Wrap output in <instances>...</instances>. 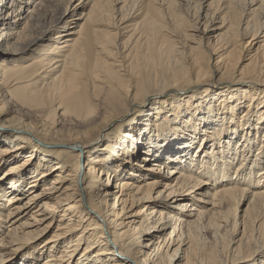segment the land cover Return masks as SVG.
Wrapping results in <instances>:
<instances>
[{
    "label": "bare ground",
    "instance_id": "1",
    "mask_svg": "<svg viewBox=\"0 0 264 264\" xmlns=\"http://www.w3.org/2000/svg\"><path fill=\"white\" fill-rule=\"evenodd\" d=\"M85 1L0 0V264H264V0ZM209 94L208 155L96 151Z\"/></svg>",
    "mask_w": 264,
    "mask_h": 264
},
{
    "label": "rangeland",
    "instance_id": "2",
    "mask_svg": "<svg viewBox=\"0 0 264 264\" xmlns=\"http://www.w3.org/2000/svg\"><path fill=\"white\" fill-rule=\"evenodd\" d=\"M194 1L195 0L193 1L191 0L189 1L190 4L189 3L186 5L184 4V6H187V8H184V7L183 8L185 11L189 12V16L191 14L190 13L191 11L189 10H191V6L194 3ZM214 1H217V0H214ZM86 2L87 1L85 0H73L72 2L73 6L79 3L77 11L75 12L76 16L74 18H77V14L80 15L81 13H85L88 10V7L86 6L80 9L83 5H85ZM221 2L222 0H219V3ZM62 8L63 7H60L61 11H62ZM50 11H53V10L51 9ZM72 26L74 25L72 24L71 27ZM67 33L68 31L65 33V35ZM248 40L249 38L243 41L246 42ZM258 40L262 44L263 39H258ZM42 44H43L42 46H45L47 43H42ZM258 45H256L255 48ZM213 57L214 58L212 59V61H210L212 65H214L215 63L214 61L215 56ZM208 66L211 67V65H208ZM211 71L212 72L210 73V75L206 76V78L200 79L198 81H194V85L196 89L206 87L205 84L210 83L211 81L214 82L218 79V75L216 76L217 72L215 68ZM239 89L241 88H236L232 91H237ZM239 93L240 91L237 92L238 95ZM166 94H172V91H168L166 92ZM160 95H163V93H161ZM192 97H193L192 103L194 104L186 101L185 99L181 100V98L178 97L177 99L175 98L171 101H166L163 104L151 107L148 110L140 114L134 115L129 120L123 122L125 123L124 126H122L114 135L110 136L108 140L100 143L96 147V151H98L100 147L101 148L110 147L111 149H114V151L116 152H123L126 150H129L130 152L132 150L133 154H135V157H138L141 155L140 157L141 159L142 156L146 157L147 154L146 153L143 154V152L146 150L147 147H152V145L154 144L162 143L161 146L163 147L162 149L164 152L160 151L159 153H160V156H163V157L165 154V150H168V151L174 150V151H178L179 153L189 154L190 152H196L197 150L202 149L204 150V153L208 155L216 142L215 140L212 141L211 139L206 137L208 129L212 126L211 121L214 122L215 126L221 125L220 127L221 132L227 133L226 127L230 125V121L235 120L236 122L240 114H237V115L233 114V110L230 108V105H232L233 103H231V104H228L225 107V109H222L219 106L218 109L220 110L219 111L220 114L217 115V118H214L211 114L217 113V107L219 104L217 101L218 98L216 94H209L208 96H205V97H201L200 95H193ZM245 102H248V101H245ZM255 106H258V102L256 100H255ZM259 107L261 106L259 105ZM245 113L246 115L243 118H241L243 121H245L244 119L247 120L248 118H251V122L253 123L256 122V119L258 118V113L256 109L253 112H251L250 115H248V112H245ZM261 124L263 125V127L259 129L257 136L258 135L261 136L262 131L264 130V114L261 118ZM121 130L124 132L119 134ZM196 132H198L200 135L199 137H197L198 139H194V134ZM254 132H256V130ZM126 134H129L131 137L130 138L125 137L124 135ZM254 135L255 133L253 134V136ZM241 138H242V134L240 133L237 136V138H235L232 141V146H231L232 149L235 148V145H236L235 143ZM184 142L186 143V145L183 144ZM257 145L258 143H256L253 146L252 148L253 153L256 150V148L259 147ZM237 149L239 150V148ZM235 157H237V159L235 160L234 164L231 166L230 168L231 171L234 169L239 159L238 155ZM33 158H34V155H33ZM19 159H22V156ZM51 235H52V231L46 234L45 236H43L41 240L46 239L50 237ZM28 252H30V250L27 251L25 255ZM47 256L48 255L41 257L35 264H38L40 261H42Z\"/></svg>",
    "mask_w": 264,
    "mask_h": 264
}]
</instances>
